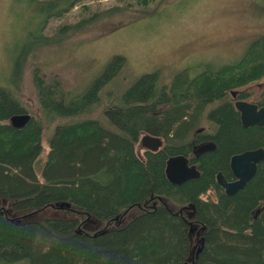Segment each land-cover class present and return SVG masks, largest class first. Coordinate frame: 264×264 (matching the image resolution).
<instances>
[{
  "label": "trees",
  "instance_id": "obj_1",
  "mask_svg": "<svg viewBox=\"0 0 264 264\" xmlns=\"http://www.w3.org/2000/svg\"><path fill=\"white\" fill-rule=\"evenodd\" d=\"M32 1L38 28L29 33L12 67L10 84L16 87L26 55L37 46L60 42L129 7H87V16L60 24L45 36L49 18L64 15L80 0ZM151 1L135 0L143 6ZM124 63V56L115 54L73 96L64 94L57 79L47 82L35 69L40 118L20 101L13 86L0 85V198L14 213L0 209V264H184L191 247L190 221L203 227L191 264H264V159L233 194L216 181L218 171L233 177V154L264 147V126H243L232 97H227L234 88L264 76V35L240 59L218 68L206 65L195 73L183 69L169 82H160L159 71L141 74L122 91L120 102L104 108L110 127L95 118L56 123L46 149L44 122L92 112L101 89ZM258 101L264 104V90ZM20 112L31 116L14 127L9 118ZM203 116L209 129L197 132ZM142 133L158 135L163 142L155 151L146 149L144 157L135 151ZM204 141L214 142L215 148L195 156L193 144ZM177 153L197 164L199 177L181 184L167 179L165 161ZM210 189L215 199L202 197ZM60 203L70 217L24 218ZM184 206L191 207L192 220L180 211ZM133 208L138 212L119 223ZM87 218L113 225L87 232L82 227Z\"/></svg>",
  "mask_w": 264,
  "mask_h": 264
},
{
  "label": "rangeland",
  "instance_id": "obj_2",
  "mask_svg": "<svg viewBox=\"0 0 264 264\" xmlns=\"http://www.w3.org/2000/svg\"><path fill=\"white\" fill-rule=\"evenodd\" d=\"M113 5L129 7L103 20L91 22L60 42L39 45L28 53L16 87L10 84L11 70L29 33L38 28V14L32 0H0V85L13 86L15 95L39 118L33 82L35 69L47 82L57 79L64 94L73 96L81 94L103 72L115 54L125 58L119 73L101 89L100 102L92 112L58 116L51 122H44L43 144L46 149L49 147L47 137L56 123L95 118L110 127L104 108L120 102L122 91L141 74L159 71L160 82H169L183 69L195 73L206 65L218 68L240 59L248 45L256 37L264 35V0H153L147 6L135 0H80L64 15L49 18L42 33L51 36L58 25L87 16V7L93 10ZM239 88L247 92V100H258L264 90V76ZM198 127L209 129L205 116L195 130ZM145 150L140 141L136 143L135 151L140 157H144ZM202 197L215 199V192L210 189ZM154 204L152 202L150 206ZM55 206L36 210L24 218L71 216L68 210L60 208L63 206ZM2 207L9 214H14L9 204L0 198V209ZM137 212L136 208L127 211L119 223H124ZM181 212L192 220L190 206L182 207ZM103 223L102 220L87 218L82 227L93 232L113 225L112 222ZM202 231V226L190 221L191 247L186 264H191L200 247Z\"/></svg>",
  "mask_w": 264,
  "mask_h": 264
},
{
  "label": "water",
  "instance_id": "obj_3",
  "mask_svg": "<svg viewBox=\"0 0 264 264\" xmlns=\"http://www.w3.org/2000/svg\"><path fill=\"white\" fill-rule=\"evenodd\" d=\"M235 107L240 111V119L243 126L259 124L264 126V105L260 108L253 102L246 100H236ZM29 112L15 113L10 116L9 121L14 127L23 126L30 118ZM198 130H201L199 128ZM139 141L143 147L149 150H157L162 145V137L149 133H142ZM215 144L212 141L202 142L195 145L193 153L196 155L212 150ZM264 159V148L248 149L240 153H235L230 157V168L234 179H227L221 171L216 173V181L222 186L225 193L233 194L242 188L246 182L254 175L257 164ZM165 175L173 184H181L184 181L200 176V170L195 162H191L187 155L182 153L171 154L165 161ZM64 203H60L63 206ZM261 208H264V204ZM260 208L256 209L258 212ZM181 211V209H180ZM186 264V262L184 263Z\"/></svg>",
  "mask_w": 264,
  "mask_h": 264
},
{
  "label": "flooded vegetation",
  "instance_id": "obj_4",
  "mask_svg": "<svg viewBox=\"0 0 264 264\" xmlns=\"http://www.w3.org/2000/svg\"><path fill=\"white\" fill-rule=\"evenodd\" d=\"M243 86H245V85H243ZM242 92H246L245 90H243V89H241V88H234L233 90H231V97H232V99H233V103H234V106H235V101L236 100H239V99H242V100H246V101H249V102H253L256 106H257V108H260L261 106H263L264 104H259L260 103V101H258V100H247L246 98H247V95L246 96H241L240 94L242 93ZM247 93V92H246ZM236 108V107H235ZM237 109V108H236ZM238 110V109H237ZM239 111V110H238ZM239 116H240V111H239ZM241 120V119H240ZM242 123V122H241ZM243 125V124H242ZM259 125V124H258ZM249 126V125H248ZM199 128H201V130H198ZM203 129H202V127H198L197 129H196V131L197 132H200V131H202ZM204 142H207V141H204ZM200 143H202V142H200ZM199 143H197V144H193V146H192V149H193V151H194V147H195V145H198ZM258 148H260V147H258ZM264 148V147H263ZM255 149H257V148H255ZM248 150V149H247ZM245 151V150H244ZM240 153V152H239ZM194 155L195 156H198V155H196L195 153H194ZM190 159V158H189ZM233 174V173H232ZM235 177H234V175H233V177L231 178V179H234Z\"/></svg>",
  "mask_w": 264,
  "mask_h": 264
}]
</instances>
